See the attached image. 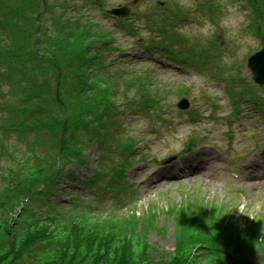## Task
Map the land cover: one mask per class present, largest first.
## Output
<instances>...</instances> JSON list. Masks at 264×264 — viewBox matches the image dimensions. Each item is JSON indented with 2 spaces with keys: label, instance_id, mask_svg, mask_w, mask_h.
<instances>
[{
  "label": "rangeland",
  "instance_id": "obj_1",
  "mask_svg": "<svg viewBox=\"0 0 264 264\" xmlns=\"http://www.w3.org/2000/svg\"><path fill=\"white\" fill-rule=\"evenodd\" d=\"M156 1L106 0L104 7L129 5L133 6V11L136 10L142 15L153 10ZM161 1L165 3L166 11H183V15L187 17V20L178 26L188 37L180 44V52L184 54L183 60L193 64L195 69L188 67L186 63L172 62L168 52L159 47L156 48L157 53L143 52L140 46L148 39L149 31L146 21H139L138 16L133 15L130 19L135 20L133 26L128 29L118 26L115 32L109 35L98 32L100 30L96 28H100V23L96 20H80L74 24L76 32L73 28L74 37L70 39L69 51L77 52L81 43L76 42L80 37L78 34L89 31L90 36L89 40L85 39L86 43L97 44L96 49L98 48V52L109 62L123 59L124 65L131 70L125 73L127 76L121 75L123 78L119 77L120 75L92 78L89 84L100 87V94H92L96 98L94 103L87 97H78L77 106L68 104L65 112H73L74 116L72 114V123L65 131L64 115L52 120V129L60 131L57 147L60 152L66 153L64 168H74L70 165L74 159L78 162L80 159H89L91 162L87 168L80 167L76 170L90 175L91 169L97 164V148L85 151L90 143L83 142L81 137L76 139L71 136L75 125L74 117L81 116L88 108L107 103L120 107V111L125 110L133 117L130 118L128 126L133 134L140 138L138 149L141 152L133 154L135 163L125 172L126 178L137 190L136 201L126 207H110L101 212L89 208L88 205L93 203L91 199L85 200L84 204H77L76 208H70L67 204H57L54 196L46 195L45 198L49 200L43 208H39V203L34 204L36 207L27 205L23 208L24 203L21 202L22 198L17 191L23 190L25 178L40 184L46 179L50 181L54 176L55 168L50 166V163L47 164L50 160L47 158L53 154V150H57V147H53V141L59 134H45L51 127L50 123H47V130L42 129L44 134L38 135L41 143L32 142L23 146L27 147L26 149L16 148L17 138L9 134L6 147L16 153H12V160H9V157L0 158V257L5 259L1 264H95V257L85 251L87 236L81 239L83 241L80 242L77 252L74 243L71 245L74 224L84 226L85 230L96 225L94 231L111 239L109 258L105 259L107 261H116L113 259L114 252H120L121 243L123 244L125 239L123 237H129L131 252L128 256L131 255L132 261L140 264H207L209 261V264H212L210 254L214 252L220 254L215 256H218L217 259H227L228 262L229 254H232L238 258L250 257L248 264H264V178L250 182L243 179L232 180L223 175L227 172L226 166L218 164V157L226 155L225 148L228 143L231 146L229 152L232 154V161L240 156H244V159L250 157L249 159L264 160V117L261 115L260 106L247 98L241 102V113H236L235 99L241 93V88L238 87L241 83L235 84L234 95H229L224 85L217 83L212 77L221 80L229 72H242L243 78L251 80L249 69L244 67L245 58L247 60L250 57L248 53L264 45V41L254 34L256 31L253 32L249 28L253 7L245 0ZM210 3L219 5L220 10ZM90 9L97 10L94 6ZM98 13L99 11L96 14ZM97 17L103 18V15L99 13ZM262 17L263 12L259 11L254 20H260ZM204 21L216 25L214 34L207 39L199 38L198 34L192 31ZM72 23L74 22H68L65 28L61 29L62 36L55 34L60 31V26L57 25L56 30L52 32V39H63ZM7 33L14 36L17 29L13 27ZM178 38V35L171 37L168 43ZM223 43L229 45L223 55V63L230 64L229 66L223 65L220 59ZM234 45L236 47H232ZM109 46L114 48L106 49ZM174 48L170 46V49ZM125 55L134 57L132 61L135 63L132 64L135 65L128 64L124 60ZM159 73L161 78L153 77L155 74L159 76ZM65 78L69 82V77ZM132 80H136L138 84L135 83L126 90L125 82L122 81L129 83ZM138 89L142 94L145 92L153 98L165 97L163 101L167 103L155 107L157 110L161 109L163 113L160 115L165 120L140 119L134 115L130 109H138ZM60 92L64 97V91L61 89ZM256 95L264 106V90L256 92ZM181 97H187L191 102L186 111L177 107ZM81 107L83 110L78 111ZM151 114L152 112L149 115ZM192 137L203 142L205 140V143L200 146L196 141L191 155L195 154L196 158L200 157L204 161L213 155L217 166L205 173L202 168L197 170L191 168L193 165L185 164L175 170L179 174L178 177L169 178L171 170L162 167L173 166L178 161L185 160L190 153L181 155V152ZM45 151L46 153H43ZM206 152L212 155L206 157ZM174 154L177 159L168 165L162 164V158ZM204 161H200L201 165ZM228 161L230 160L227 159ZM8 169L12 172H8ZM196 171L201 173H190ZM29 186L31 183L27 187ZM74 191L80 193L83 199L87 198L88 193L82 186L76 187ZM51 198L55 201L51 202ZM103 203L113 204L107 197ZM40 210L42 214L36 212ZM41 217L44 220L39 221ZM42 225L48 227L46 236L29 242V237L35 236ZM211 225H215V228L209 233ZM109 229L112 232L108 233ZM186 229L197 230L196 236L215 232V236L220 239L213 237L211 245L200 248L199 243L188 238ZM87 233L84 231V234ZM81 237V234L75 235V238ZM66 243L68 251L63 255V245ZM258 244L260 251L250 252V249ZM223 248H226V252L217 251Z\"/></svg>",
  "mask_w": 264,
  "mask_h": 264
},
{
  "label": "trees",
  "instance_id": "obj_2",
  "mask_svg": "<svg viewBox=\"0 0 264 264\" xmlns=\"http://www.w3.org/2000/svg\"><path fill=\"white\" fill-rule=\"evenodd\" d=\"M6 1L18 2L19 0ZM262 1L264 2V0ZM5 7L4 2V4H1L0 10H3ZM68 7L69 6L67 4L63 5L64 11L67 10ZM63 15L66 18H62ZM87 19L88 18H84L82 15L71 14L67 16L65 12H62L60 17L56 20L55 28L57 25L60 26V31L55 33L56 35H61V29L66 26L68 22L74 23L68 26L64 38L60 41L52 39L54 34L51 36V39L48 38V34H51V30L50 32L47 31V33L42 34L39 29L37 30V26H34L36 25L34 21L28 22L21 31L17 32L12 37H9L7 40H0V74L3 73L9 77L11 84L13 85L9 94L0 95V97H2V100H0V109L2 110V116L4 119V122L0 124V128L2 129V134L0 136V150L1 153H8L7 156L10 158L9 160H12V153H16L14 150L10 151L7 149L4 144L5 139L9 134L15 133L17 137L19 135L27 145L32 142L33 144H39L41 143V140L38 135L44 134L42 129L47 130L46 123H50L51 127L45 134H51L54 132L59 134L58 138L53 141V147H57L60 141V131L52 129L53 118H59L64 115L65 122L63 130L67 129L72 123L70 121L73 114V112L72 114L65 112L68 104L71 103L77 106L79 104L78 97H87L91 103H94L96 98L92 96V94H100V87L98 88L96 85H90L89 81L92 78L103 77L105 75L110 78L115 75H119L118 72L114 70L110 71L108 69L106 61L100 55L98 50L95 49L96 44L92 45L91 42L86 43L87 40L85 39L89 40V31L78 34L80 37L76 42L81 43L80 49H78L77 52L68 50L70 48V39L71 37H74L73 33L76 32L74 24L80 20L86 22ZM91 22L94 23L93 21ZM73 28L75 30L74 32ZM96 29L100 30L98 32H102L106 35L110 34V32L106 30L102 24H100V28ZM38 31L44 38H42L41 35L38 36ZM2 59L8 63L7 71H3L2 65L4 62ZM65 77H69V82ZM119 77L123 78L121 74ZM134 81L136 80H132L129 83ZM70 82L72 85H70ZM122 82H125L124 85L127 90V85L129 83L126 82L128 81ZM61 89L64 91V97L61 96ZM121 92L122 91H120V93ZM151 98L153 97H149L148 99ZM113 109L114 105L109 103L103 106L92 107V109L88 108L81 116L74 117L75 125L74 129L71 130V136L76 139L81 137L83 142H92L91 144L98 145V148L101 149V151L108 143L111 145V140L116 144H119L120 142H118L119 140L114 133V116H112ZM80 110H83V107L79 108L78 111ZM105 114L106 116H104ZM94 125H96L95 128ZM27 126H29V128H27ZM106 132L107 134H105ZM88 148L89 147L84 150L86 151ZM133 148V144H127L126 147L120 149H122L125 153H129L133 150ZM43 153H46V151ZM65 154V152H60L59 147H57V150H53V154L47 158L50 159L47 161V164L50 163V166L55 168L54 176L50 179V181L46 179L39 184V182L34 183L32 180L30 181V179L25 178L23 190L17 191L22 198L21 202L23 201L24 203L23 208L27 205L33 207L35 206V203H39V208H43L47 200H49L48 198H45L46 195L59 196L60 193H65L68 190L66 180L75 184H81L84 182L85 179H80L76 175V169L87 163V160L82 161L80 159V162H78L74 159L70 163V165L74 168H71L70 165L69 168H64L66 164ZM8 172H12V170L8 169ZM61 180L65 185L61 184ZM29 183H31V186L27 187ZM88 186L93 188L95 186L99 190L105 189V187L98 185L97 182H95V184H89ZM94 192L97 193L96 190H94ZM73 200L75 199H70L72 203ZM36 212H38V214H42L41 210ZM203 216H205V214ZM195 217L200 218L199 216ZM38 220L42 221L44 218L41 217ZM73 226V237L70 238V242L71 245L74 243L75 252L79 250L78 246L80 242L83 241L81 239H84L87 236L85 240V251L89 253L88 255L95 257V264H140L139 262L132 261L131 255L128 256L131 252V241L129 237H123L125 239L124 243H121L119 249L120 252H114L115 256L113 259L118 262L107 261L105 259L109 258L108 254L111 248V239L108 236H102L98 231H94L93 229L96 228V225L86 230L83 228L84 226L79 224H74ZM214 228L215 225H211L209 227V229H211L209 233L213 232ZM47 229L48 227L42 225L39 228V231L35 233V236L29 237V242L44 238L46 236ZM187 229L185 231H187ZM84 231H87L88 233L84 234ZM110 232H112V230L109 229L108 233ZM80 234L82 235L81 238H75V235ZM197 234V230H188L186 232L188 238H191L196 243H199L200 248H207L211 245V239H213V237L220 239L218 236H215V232L214 234H207L206 232L204 235L200 236H196ZM63 247L64 251L62 254L64 255L68 251L67 243L63 245ZM254 248L255 249L252 250H259L260 245L258 244L257 247ZM217 251L226 252V248L219 249ZM74 255H76V253H74ZM216 255L219 256L220 254L216 252L210 254L213 264H224L225 260H218L215 257ZM100 257H103L104 259H99ZM4 260L5 259H3V257H0V264ZM209 263L210 261L207 264ZM67 264L71 263L68 262Z\"/></svg>",
  "mask_w": 264,
  "mask_h": 264
},
{
  "label": "water",
  "instance_id": "obj_3",
  "mask_svg": "<svg viewBox=\"0 0 264 264\" xmlns=\"http://www.w3.org/2000/svg\"><path fill=\"white\" fill-rule=\"evenodd\" d=\"M112 12L118 15H126L129 12V9L121 8ZM250 67L254 71L255 79L260 83H264V50L250 60Z\"/></svg>",
  "mask_w": 264,
  "mask_h": 264
},
{
  "label": "bare ground",
  "instance_id": "obj_4",
  "mask_svg": "<svg viewBox=\"0 0 264 264\" xmlns=\"http://www.w3.org/2000/svg\"><path fill=\"white\" fill-rule=\"evenodd\" d=\"M188 159H192V157L189 156ZM188 159L183 160V161H178L177 163L173 164V167L178 166L180 164H183V162H187ZM171 168H172V166L162 167V169H165V170H167V169L171 170ZM242 169H243L244 173L250 172L249 174L252 175V174H255L257 172V174L255 176H259L260 179H262V177H263V174L260 173V172H263V166H262L261 162H259L256 159L251 160L250 163H246ZM170 175H172V172H170ZM256 179H258V178H256Z\"/></svg>",
  "mask_w": 264,
  "mask_h": 264
},
{
  "label": "clouds",
  "instance_id": "obj_5",
  "mask_svg": "<svg viewBox=\"0 0 264 264\" xmlns=\"http://www.w3.org/2000/svg\"><path fill=\"white\" fill-rule=\"evenodd\" d=\"M227 17H225L226 19ZM216 25L213 24L210 21H204L202 25H198L195 29L192 31H195L199 38L201 39H207L210 35L214 34Z\"/></svg>",
  "mask_w": 264,
  "mask_h": 264
}]
</instances>
